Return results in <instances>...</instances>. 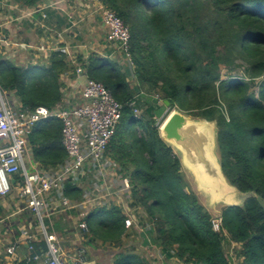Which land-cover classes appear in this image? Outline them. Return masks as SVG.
I'll return each mask as SVG.
<instances>
[{"label": "trees", "instance_id": "16d2710c", "mask_svg": "<svg viewBox=\"0 0 264 264\" xmlns=\"http://www.w3.org/2000/svg\"><path fill=\"white\" fill-rule=\"evenodd\" d=\"M13 1L29 8L42 0ZM98 1L130 30V70L138 89L146 86L160 100L170 101V111L215 121L226 180L239 192L252 194L241 206L222 207L214 218L194 192L178 154L161 139L154 107L148 105L147 116H135L142 100L120 70L125 60L91 54L78 59L81 70L88 80L101 82L122 107L105 156L129 179L130 206L142 207L155 221L154 243L166 259L231 264L224 242H232L239 244L238 264H264V0ZM66 60L57 51L47 67L4 65L0 87L14 92L24 110L52 109L64 98L60 75L68 69ZM237 62L244 66L243 75L222 79L221 68ZM28 142L32 162L42 170L67 158L58 119L36 124ZM64 194L79 200L84 191L67 181ZM105 205L84 221L93 240L113 244L124 235L127 217L121 207ZM32 246V256L47 252L45 241ZM114 264L145 262L120 254Z\"/></svg>", "mask_w": 264, "mask_h": 264}, {"label": "crops", "instance_id": "0c3cea01", "mask_svg": "<svg viewBox=\"0 0 264 264\" xmlns=\"http://www.w3.org/2000/svg\"><path fill=\"white\" fill-rule=\"evenodd\" d=\"M99 5L98 0H42L38 5L28 8L13 0H0V39L2 40L0 67L4 65L25 68L47 67L50 64L51 54L63 51L67 55L68 69L60 75L64 98L59 104L65 107L80 105L81 91L87 78L81 70L78 59L86 60L91 54L108 59L116 56L124 59L115 45H110L105 40V30L96 13ZM96 23H99L100 34L96 33L94 28ZM89 27L91 34L82 42V36L86 37L82 32ZM41 47H43L42 51L39 50ZM29 51H34L37 55L28 57ZM39 56L43 61L39 60ZM123 65L120 66L121 70L128 67ZM129 78L131 85L137 86L136 82L133 83L134 77L129 76ZM147 89L146 86L139 88L143 93H146ZM9 99L19 101L14 92H9ZM18 103L20 105V102ZM84 180L86 179L83 178L82 181ZM82 181L76 187L86 194V187L90 185L86 186ZM119 194L117 199L113 198L110 201L112 205L119 206L122 192ZM70 201L74 204L73 209H64L58 197L54 194L49 195L47 203L53 209L44 216L42 227L46 229L47 236H53L60 252V260L64 264H69L70 261L72 264H90L87 262L85 252L83 262L77 260L78 255L84 251L83 243L87 248L94 244L91 235L80 228V224L86 223L84 219L94 215L95 208L100 207L85 203L87 200H83V195L79 200ZM120 207L125 208V206ZM42 227L38 218L28 209L26 198L20 196L17 187H14L6 197L0 198V264H26L33 253L30 245L40 241H45L47 245ZM133 231L137 229L128 228L125 235ZM24 233L31 238H26ZM11 246L15 247L13 255L7 253ZM38 256L39 260L34 262L35 264H41L47 258L46 253Z\"/></svg>", "mask_w": 264, "mask_h": 264}, {"label": "built area", "instance_id": "2783aa9c", "mask_svg": "<svg viewBox=\"0 0 264 264\" xmlns=\"http://www.w3.org/2000/svg\"><path fill=\"white\" fill-rule=\"evenodd\" d=\"M96 13L105 30L106 42L115 45L127 66L133 68L128 26L114 11L101 3ZM39 50L42 51L43 47ZM121 109V105L110 91L101 82L93 80H87L85 83L81 91L80 105L65 107L59 104L52 109L37 107L34 110H24L17 101H10L9 93L0 87V198L6 197L17 187L41 227L44 216L53 209L47 203L49 195L58 197L64 209H73L74 204L64 194V184L70 181L78 185L91 170L105 169L112 163L105 155L120 122ZM136 110L135 108L134 114ZM49 119H58L61 122L62 146L67 158L60 166L45 171L32 162L28 138L36 124ZM106 189L104 194L108 196V190L111 188ZM95 195L84 194L83 200H87L85 203L102 207L100 200L105 198L99 196V199ZM125 225V228L132 225L130 218H126ZM80 228L88 231L86 223H81ZM42 231L47 240V258L41 264H64L60 260V252L53 236H47L44 227ZM24 234L26 238H31L30 235ZM30 249L33 250V246L30 245ZM14 252V246L7 250L9 255ZM83 259V253L79 254L77 260L83 262ZM230 259L231 264H236L235 256L231 254ZM38 260L39 256L34 255L27 259L26 264Z\"/></svg>", "mask_w": 264, "mask_h": 264}, {"label": "water", "instance_id": "95a60500", "mask_svg": "<svg viewBox=\"0 0 264 264\" xmlns=\"http://www.w3.org/2000/svg\"><path fill=\"white\" fill-rule=\"evenodd\" d=\"M123 70L132 76L129 67ZM134 91L142 102L154 107L152 113L155 119L160 120L167 115L159 127L160 137L178 154L182 168L191 180L194 192L202 199L203 205L207 209L221 205L218 209L215 207L217 210L208 209L214 218L220 217L222 207L241 206L252 196L250 193H241L230 185L222 172L217 151L215 121L193 118L178 109L170 111V101L143 93L137 86H134ZM14 182L13 179L12 183ZM208 194L213 196V200ZM231 194L234 195L235 204L229 201Z\"/></svg>", "mask_w": 264, "mask_h": 264}, {"label": "rangeland", "instance_id": "374dc122", "mask_svg": "<svg viewBox=\"0 0 264 264\" xmlns=\"http://www.w3.org/2000/svg\"><path fill=\"white\" fill-rule=\"evenodd\" d=\"M101 21V20H100ZM99 22V21H98ZM99 23L94 25L96 33L100 34L101 30L98 29ZM90 28L86 29V31L82 32L81 41L90 36ZM119 53L120 51L117 50ZM36 54V52L29 51L27 56L31 57L30 55ZM37 55V54H36ZM39 55V54H38ZM99 56V55H98ZM17 58V56H16ZM116 58H119L116 56ZM39 60L43 61L42 58L39 56ZM238 66L230 67V68H221V77L222 79H226L228 76L234 78L241 77L244 71V66L241 63L237 62ZM135 79L133 80V83ZM254 90L256 91L257 88L255 87ZM146 93L154 95V92L151 91L149 88L146 90ZM17 102H19L17 100ZM150 107V106H149ZM148 105L142 102V104L138 105V109L135 111V116L137 118L142 116H147L148 114ZM165 115L162 119L157 120V124L161 125L166 118ZM31 156V153H30ZM108 160H110L107 157ZM111 161V160H110ZM110 165L105 167V169L91 170L86 177V180L82 181L84 185H90L86 187V194H96L95 196L99 199L100 197H104L105 199L100 200L101 206H106L105 204L110 202L113 198H118L120 195L119 193L122 192L120 197L119 206H125L122 208V212L129 216L132 225L125 228V233L122 238L117 241L116 243H106L103 244L99 240H94L93 246L87 248L85 243H83V252H85L86 258L90 264H114L116 257L120 254L124 255H133L140 259H142L145 264H182V262H178L177 259H166L164 256V252L162 249L155 245L154 238L156 233V223L153 220H150L149 217L145 214L142 207L139 206H130L132 203L130 193L132 188L129 184V179H123L120 172V167L118 164L111 161ZM188 181V179L186 178ZM106 187H110L111 190H108V196L104 194L107 191ZM116 188V189H115ZM110 193H114V195H110ZM100 196V197H99ZM209 198L213 200L212 195L208 194ZM97 201V200H96ZM207 203V202H206ZM236 203L235 198L233 199V204ZM115 205V204H114ZM205 207V206H204ZM219 208L221 205L211 206L210 208ZM127 208V209H126ZM207 208V207H205ZM215 208V209H216ZM99 209V208H98ZM209 209V208H208ZM209 209V210H211ZM216 209V210H217ZM128 211H131L128 213ZM134 218V219H133ZM136 223V224H135ZM126 226V225H125ZM128 228H136L137 231H133L132 233L125 235L128 231ZM236 249H239V244L224 242V250L228 253L229 257L231 254L235 256V263L238 264L240 260H236ZM176 260V261H175Z\"/></svg>", "mask_w": 264, "mask_h": 264}, {"label": "bare ground", "instance_id": "6f19581e", "mask_svg": "<svg viewBox=\"0 0 264 264\" xmlns=\"http://www.w3.org/2000/svg\"><path fill=\"white\" fill-rule=\"evenodd\" d=\"M212 198H213V196H212ZM233 199H234V195L231 194L229 201H230V203H232V204H233Z\"/></svg>", "mask_w": 264, "mask_h": 264}]
</instances>
